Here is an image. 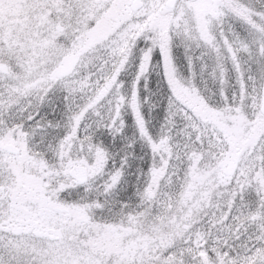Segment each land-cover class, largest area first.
Masks as SVG:
<instances>
[{
  "label": "snow or ice",
  "instance_id": "obj_1",
  "mask_svg": "<svg viewBox=\"0 0 264 264\" xmlns=\"http://www.w3.org/2000/svg\"><path fill=\"white\" fill-rule=\"evenodd\" d=\"M0 264H264V0H0Z\"/></svg>",
  "mask_w": 264,
  "mask_h": 264
}]
</instances>
